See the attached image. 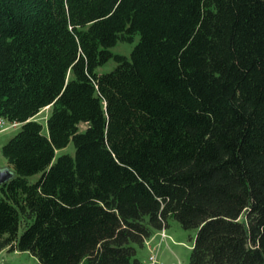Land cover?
I'll list each match as a JSON object with an SVG mask.
<instances>
[{
    "label": "trees",
    "instance_id": "obj_1",
    "mask_svg": "<svg viewBox=\"0 0 264 264\" xmlns=\"http://www.w3.org/2000/svg\"><path fill=\"white\" fill-rule=\"evenodd\" d=\"M0 118V252L144 264L175 220L187 264H264V0H0Z\"/></svg>",
    "mask_w": 264,
    "mask_h": 264
},
{
    "label": "rangeland",
    "instance_id": "obj_2",
    "mask_svg": "<svg viewBox=\"0 0 264 264\" xmlns=\"http://www.w3.org/2000/svg\"><path fill=\"white\" fill-rule=\"evenodd\" d=\"M138 40L139 37L135 36L132 43L118 42L114 47L110 49V51L113 54L129 57L132 49L137 44ZM115 66L116 64L114 63V61H109L105 65L98 68L97 71L100 74L108 73L112 71L115 68ZM69 77L70 74H68V78ZM50 113H51V108L49 107L45 108L42 111H40V113L37 114L34 119L43 126L44 134H46V119L49 117ZM19 127L12 128L9 126V122L6 121L5 128L0 130V171L8 172L11 177L13 176V174L11 170L7 167L6 160L1 154V148L7 141H9L19 131ZM79 129L84 130L85 125L83 124L80 125ZM66 154L69 155L74 154L72 143L68 144V146L65 147L64 149L56 151L55 158ZM38 178L39 175H34L28 178V181L30 183H34ZM165 230L171 236V241H169L171 252L169 251L164 253L167 255V262L173 261V264H187L189 254L191 251V245L193 242V238L195 236V231L183 230L175 220H170L169 227ZM21 231L22 230H20L19 233H21ZM138 257L143 260V255H138ZM145 262H147V259L145 260ZM161 262L162 264L166 263L163 261ZM0 264H39V263L34 257H32L30 254L26 252H18V251L13 252L4 249L2 252H0Z\"/></svg>",
    "mask_w": 264,
    "mask_h": 264
},
{
    "label": "built area",
    "instance_id": "obj_3",
    "mask_svg": "<svg viewBox=\"0 0 264 264\" xmlns=\"http://www.w3.org/2000/svg\"><path fill=\"white\" fill-rule=\"evenodd\" d=\"M6 121L2 118H0V130L5 128ZM9 126L12 128H17L20 126L18 123H9ZM157 238L158 242L153 243L154 235L144 241V247L148 251L147 256V264H162L158 260V254L161 248V243L164 242L166 239H169V237L166 235L164 230H161L157 232Z\"/></svg>",
    "mask_w": 264,
    "mask_h": 264
},
{
    "label": "crops",
    "instance_id": "obj_4",
    "mask_svg": "<svg viewBox=\"0 0 264 264\" xmlns=\"http://www.w3.org/2000/svg\"><path fill=\"white\" fill-rule=\"evenodd\" d=\"M164 231H165L166 235L169 237V239H166L164 242L161 243V248H160V251L158 254V260L160 259L161 261L166 262L164 264H173V261L167 262V255L164 254V253L169 252V251L171 252V247H170V242H169V241H171V236L167 233L166 230H164ZM155 242H158L157 232L154 233V240H153L152 244H155ZM138 255H143V260L140 258L139 259L144 264H147V262H145V260L147 259L148 251L145 247L138 251ZM160 260H159V262H161Z\"/></svg>",
    "mask_w": 264,
    "mask_h": 264
},
{
    "label": "water",
    "instance_id": "obj_5",
    "mask_svg": "<svg viewBox=\"0 0 264 264\" xmlns=\"http://www.w3.org/2000/svg\"><path fill=\"white\" fill-rule=\"evenodd\" d=\"M11 178L8 172L0 171V187Z\"/></svg>",
    "mask_w": 264,
    "mask_h": 264
}]
</instances>
